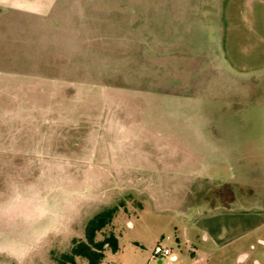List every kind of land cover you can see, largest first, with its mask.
Returning a JSON list of instances; mask_svg holds the SVG:
<instances>
[{
    "label": "rangeland",
    "instance_id": "rangeland-1",
    "mask_svg": "<svg viewBox=\"0 0 264 264\" xmlns=\"http://www.w3.org/2000/svg\"><path fill=\"white\" fill-rule=\"evenodd\" d=\"M0 27L11 32L2 55L48 63L37 89L0 95V264H58L86 222L114 206L96 239L113 232L119 248L99 264H264V226L220 251L191 236L208 194L199 147L183 142L197 133L176 101L135 78L193 47L208 59L206 85L221 88L201 105L218 107L233 87L264 93V0H0ZM144 28L158 52L137 38ZM259 104L234 118L264 122ZM251 180L234 181L231 203H259L264 181Z\"/></svg>",
    "mask_w": 264,
    "mask_h": 264
},
{
    "label": "crops",
    "instance_id": "crops-1",
    "mask_svg": "<svg viewBox=\"0 0 264 264\" xmlns=\"http://www.w3.org/2000/svg\"><path fill=\"white\" fill-rule=\"evenodd\" d=\"M144 29L141 33L138 31L137 38H142V43L152 48L153 52H158L160 42L149 39L145 35L149 30ZM10 33L0 27V48L6 43V37ZM12 37L23 40L16 33ZM173 49L175 48L172 47ZM191 49L186 52V56L176 57L178 59L171 58L173 53L169 58L158 56L157 61L152 60L153 63H149L147 67L148 69L153 65V72L138 73L135 78L139 82L145 81L148 87L158 86L166 94L162 99L167 100L168 97L169 100L176 101V114H181L182 117L185 115L182 120L197 133L183 142L192 145L193 150L195 146L199 147L198 152L202 155L200 174L204 179L203 187L200 188L208 194L206 198H202V206L190 219L191 228L195 230L191 236L202 246L207 243L211 249L209 251H220L264 226V190L259 196L258 204L242 208L231 203L236 191L234 181L250 183L253 181L251 178L257 176L264 181V122L252 121L246 125L234 118L239 117L237 113L242 105L256 114L264 93L258 94L255 88L249 87L245 96H242L239 87H233L229 98L226 97L225 90L219 96L228 100L221 98L218 107L201 105L202 97L207 98L209 93L212 95L214 92L218 94L221 88L213 89L206 85L209 77L204 70L208 59L203 53L195 52L198 48L195 51L193 47ZM2 53L0 51V95L37 89V82L42 81L47 74V61L42 56H13L8 59ZM41 109L42 107H36L37 111ZM259 240L264 242V238L260 236ZM192 252L194 253L191 255L196 258V252ZM177 260L178 258L175 261Z\"/></svg>",
    "mask_w": 264,
    "mask_h": 264
},
{
    "label": "trees",
    "instance_id": "trees-1",
    "mask_svg": "<svg viewBox=\"0 0 264 264\" xmlns=\"http://www.w3.org/2000/svg\"><path fill=\"white\" fill-rule=\"evenodd\" d=\"M117 208L114 206L104 209L90 218L84 227V238H73L69 250L54 257L57 263L77 264L76 257H82L88 264H99L104 257L105 248L116 252L119 248L118 239L113 232L101 239H96V234L111 222Z\"/></svg>",
    "mask_w": 264,
    "mask_h": 264
},
{
    "label": "built area",
    "instance_id": "built-area-1",
    "mask_svg": "<svg viewBox=\"0 0 264 264\" xmlns=\"http://www.w3.org/2000/svg\"><path fill=\"white\" fill-rule=\"evenodd\" d=\"M153 253L159 258L167 257L170 261H175L178 258L177 254H175L169 247L156 246Z\"/></svg>",
    "mask_w": 264,
    "mask_h": 264
}]
</instances>
